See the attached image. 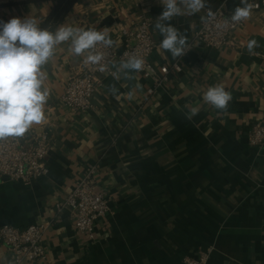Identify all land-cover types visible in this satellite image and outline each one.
Instances as JSON below:
<instances>
[{"label":"crops","instance_id":"0c3cea01","mask_svg":"<svg viewBox=\"0 0 264 264\" xmlns=\"http://www.w3.org/2000/svg\"><path fill=\"white\" fill-rule=\"evenodd\" d=\"M55 2L0 0V21L29 16L41 26ZM220 2L207 0L200 12L173 19L188 41L182 57L160 49L155 30L151 61L178 60L180 71L153 87L139 72L125 76L115 63L89 112L60 100L69 71L83 56L70 51V42L55 48L42 69L50 93L46 118L31 127L51 129L49 172L29 185L0 179V225L48 223L45 254L38 262H17L0 243V264H185V256L208 246V264H264V144L247 139L252 123L264 118V10L252 11L225 46L210 49L194 34ZM238 4L229 0L226 9L233 12ZM162 10L160 0H76L51 31L61 25L106 30L119 48L122 26L139 14L154 26ZM250 40L259 45L253 54L246 47ZM216 85L232 94L226 111L203 99ZM86 164L97 165L110 206L93 239L76 232L69 208H56Z\"/></svg>","mask_w":264,"mask_h":264},{"label":"built area","instance_id":"2783aa9c","mask_svg":"<svg viewBox=\"0 0 264 264\" xmlns=\"http://www.w3.org/2000/svg\"><path fill=\"white\" fill-rule=\"evenodd\" d=\"M229 0H221L212 10L214 18H207V13L201 19L199 28L194 34V40L210 49H219L225 46L237 28L244 21L234 23L229 20L227 28H218L223 25L232 12L226 9ZM239 2V0H237ZM253 4L252 11L264 10V0H249ZM120 47L104 48L99 51L105 53L106 70L99 71V66L85 65L84 57L69 71L60 100L71 110L89 112L94 108L93 99L104 75L112 72L113 65L136 55L144 60V66L139 71L142 76L154 85H162L168 80L171 71L178 72L181 65L175 60L170 65H156L150 59L156 44L155 29L150 18L139 14L128 26L120 29ZM264 55V45L262 46ZM148 88V93L153 92ZM52 139L51 129L45 125L30 128L21 138L10 137L0 140V179L31 184L37 178L46 176L49 168L45 157ZM248 143L252 146L264 144V118L252 123L248 134ZM97 165L86 164L73 188L56 203L58 210L67 207L73 214V225L79 234L93 239L96 222L109 212L110 206L104 190L99 188L96 178ZM48 223L36 222L19 227L12 224L0 225V243L6 245L14 254L17 262L29 258L38 262L44 257L42 245L43 234ZM213 248H199L194 255L183 258L185 264H208Z\"/></svg>","mask_w":264,"mask_h":264},{"label":"clouds","instance_id":"9594fccd","mask_svg":"<svg viewBox=\"0 0 264 264\" xmlns=\"http://www.w3.org/2000/svg\"><path fill=\"white\" fill-rule=\"evenodd\" d=\"M163 10L156 18L154 28L162 37L160 49L169 52L173 59L185 55L188 49L186 35L178 30L172 21L185 13L196 14L208 7L207 0H160ZM253 4L249 0H239V4L218 28H227L229 20L234 23L250 18ZM215 14L209 8L207 18ZM70 42V51L75 56H83L85 65L99 66L106 70L105 53L102 46L111 48L114 41L106 30L84 29L61 25L55 31L41 27L33 17L12 18L0 21V140L23 137L33 125L45 121V104L49 90L44 88L47 76L42 70L54 55L58 45ZM256 40L247 42L249 54L258 47ZM144 60L136 55L119 62V69L125 76L143 69ZM113 95L117 89L110 86ZM205 102L220 111H226L232 101V94L223 85L211 86L203 96ZM196 114L197 109H191Z\"/></svg>","mask_w":264,"mask_h":264},{"label":"trees","instance_id":"16d2710c","mask_svg":"<svg viewBox=\"0 0 264 264\" xmlns=\"http://www.w3.org/2000/svg\"><path fill=\"white\" fill-rule=\"evenodd\" d=\"M75 1L76 0H56L55 5L46 16L41 27L48 28L51 31L53 26L64 17Z\"/></svg>","mask_w":264,"mask_h":264}]
</instances>
